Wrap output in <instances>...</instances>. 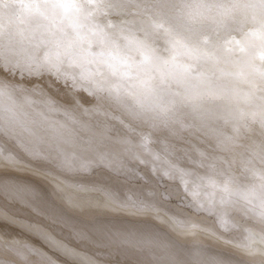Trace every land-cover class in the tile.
I'll return each instance as SVG.
<instances>
[{"label": "bare ground", "instance_id": "obj_1", "mask_svg": "<svg viewBox=\"0 0 264 264\" xmlns=\"http://www.w3.org/2000/svg\"><path fill=\"white\" fill-rule=\"evenodd\" d=\"M208 15L210 19L205 24L213 28L211 17L216 16V11ZM100 19L119 24L122 18L113 15ZM213 34L220 38L209 48L215 55L209 61L197 60L200 53L186 48L172 49L163 32L154 36L153 47L169 64L160 71L150 70L147 76L141 72V78L150 76V85L157 87L161 85L162 73L193 65L208 79L203 83L189 80L164 87L184 94L186 105L196 91L211 87L219 98L205 106L213 112L230 119V114L235 116L240 111L251 113L255 109L245 99L251 91L248 80L252 79L253 70L242 65L238 52L227 51L233 45L226 41L240 37L237 33L228 35L223 29ZM119 44L122 54L138 59L135 52L124 48L125 41L120 40ZM100 50L93 43L92 52ZM92 59L84 53L74 65L65 62L64 69L79 79L81 73L87 75L96 67L95 63H88ZM256 64L259 65V61ZM132 83L137 92L146 91L139 81L134 79ZM192 84L198 87L193 88ZM74 95L69 79L66 87L61 84L50 89L47 95H31L30 103L23 97H16L14 104L6 99L0 101L14 113L11 123L0 122L3 127L0 130V243L11 244L8 258L14 260V264H26V261L27 264H46L35 251L29 253L30 248L51 257L53 264H81L63 255L65 247L75 249L81 257H92L95 264L124 261L123 255L114 252L108 256L107 249L78 239L80 233L110 236L114 244L124 237L151 241V246L135 257L139 264H164L169 257L180 264H194L196 260L260 264L264 257L258 253L249 255L244 247L248 244L256 250L264 247L261 240L264 224L255 212L248 211L257 201L253 194L243 193L251 181L241 167V160L253 147V141H260L257 133H247L235 144H228L226 150L217 148L218 132L213 130L196 131L188 127L176 136L151 133L148 149L160 156L155 167L162 173L172 163L187 173L175 172L171 177L153 175L149 171L154 166L150 157L141 154L149 160L146 167L124 152L118 143L131 134L121 121L104 114L117 107L104 106L97 111L94 98L81 91L82 107L77 108L66 102ZM190 112V107L181 108V119L186 124L192 122ZM253 127L259 131L258 126ZM210 129L231 134V126L225 125L222 119L210 122ZM143 131L151 132L150 129ZM201 151L219 158L215 169H209L207 162L201 166ZM102 153L109 159L101 160ZM115 154H119L120 160L109 166ZM73 155L78 160L91 161L90 165L85 169L78 163L72 169L59 166L62 159ZM8 156L12 157L9 163L13 166L5 167ZM17 156L22 162L15 161ZM229 177L236 179L229 182ZM226 183L234 193L231 197L222 194ZM4 185L26 186L31 205L13 199ZM241 193L253 202L240 198Z\"/></svg>", "mask_w": 264, "mask_h": 264}, {"label": "snow or ice", "instance_id": "obj_2", "mask_svg": "<svg viewBox=\"0 0 264 264\" xmlns=\"http://www.w3.org/2000/svg\"><path fill=\"white\" fill-rule=\"evenodd\" d=\"M213 10L216 16L211 17V23L215 27L210 28L205 21L210 19L208 14ZM113 15L122 18L119 24L111 20L101 22V17L106 19ZM221 29L228 35H239V39L232 37L226 41L233 45L227 51L238 52L242 65L253 70V77L248 80L251 91L245 99L255 109L251 113L240 111L235 116L230 114V119L213 112L205 106L219 98L211 87L196 91L187 105L184 103V94L170 92L164 87L167 85L170 88L172 83L189 80L203 83L208 79L193 65L179 66L173 72L162 73L161 85L157 87L150 85V76L148 79L141 78V72L147 76L150 70L160 71L169 64L153 47L154 36L163 32L172 49L186 48L200 53L197 60L209 61L215 58L209 48L215 46L220 38L213 33ZM120 40L125 41L124 48L128 52H135L138 59L127 53L122 54ZM93 43L100 47L99 52H92ZM84 53L93 57L88 63H95L96 67L90 69L87 75L81 73L79 79L70 76L64 69L65 62L74 65ZM256 61H259V65ZM69 79L75 95L68 97L67 103L82 107L79 93L83 91L94 98L97 111L104 106L117 107L122 111L124 120L121 123L131 135L121 138L118 143L124 152L146 167L149 160L142 158L141 154L150 157L154 166L149 171L153 175L171 177L175 172L187 173L172 163L162 173L155 167V161L160 156L148 149L151 133L176 136L188 127L196 131L213 130L218 132L215 139L220 150H226L228 144H235L247 133H257L260 141H253V147L241 160V167L246 178L251 181L243 193L253 194V199L257 201L255 207L248 211L255 212L264 224V0H0V101L6 99L14 104L16 97H23L30 103L28 97L31 95H47L55 86H68ZM134 79L146 91L137 92L136 85L132 83ZM191 86L197 88L198 84ZM177 97L181 98L178 100ZM182 107H190L188 115L191 116V124L181 119ZM84 111L88 112L89 109ZM13 119L12 108L0 103V122L7 120L11 123ZM221 119L225 125L231 126V134L210 129V122ZM254 125L258 126V132ZM138 129L141 131L138 132ZM144 129H150L151 132L145 133ZM0 130H3L2 124ZM134 140L137 142L133 143ZM199 156L201 166L207 162L209 169L217 167L218 157L202 151ZM99 158L109 159L103 153ZM11 160V156L5 158V167L13 166L9 163ZM117 160H120L119 154L113 155L109 166H113ZM15 161L22 162L18 156ZM77 163L81 169H85L91 161L78 160L73 155L72 158L62 159L59 166L72 169ZM235 179L229 177V182ZM3 187L9 190L13 199L31 205L26 186ZM222 191L229 197L234 194L228 183ZM243 193L240 198L252 203ZM77 238L107 249L108 256L114 252L123 255L124 261L116 260L115 264H139L135 257L142 249L151 246V241L141 242L127 237L114 244V238L103 234L92 236L80 233ZM261 240L264 242V236ZM11 247L7 242L0 243V264H14V260L8 258ZM244 247L248 249L249 255L258 253L264 257V247L258 250L252 249L250 244ZM28 251H35L46 264H53L51 257L44 253L31 248ZM62 253L79 260L81 264H95L92 257H81L75 249L65 247ZM164 264H180V261L169 257ZM194 264L218 262L196 260ZM260 264H264V259Z\"/></svg>", "mask_w": 264, "mask_h": 264}, {"label": "rangeland", "instance_id": "obj_3", "mask_svg": "<svg viewBox=\"0 0 264 264\" xmlns=\"http://www.w3.org/2000/svg\"><path fill=\"white\" fill-rule=\"evenodd\" d=\"M104 114L107 115L108 117L111 116V118L114 119V121H122V120H124V117H123L122 113L120 112L119 108L108 109L107 113H104ZM125 122L127 123V121H125ZM200 148H201V145H200ZM229 164L231 165V163H229ZM222 194L224 196H228V195H226V193L222 192ZM252 206L255 207L254 205H252Z\"/></svg>", "mask_w": 264, "mask_h": 264}]
</instances>
